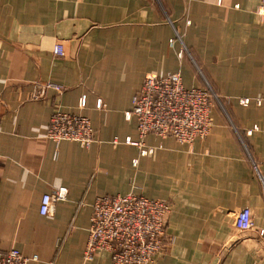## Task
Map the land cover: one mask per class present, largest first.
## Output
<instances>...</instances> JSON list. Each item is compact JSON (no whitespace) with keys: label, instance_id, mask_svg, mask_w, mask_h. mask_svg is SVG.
<instances>
[{"label":"crops","instance_id":"1","mask_svg":"<svg viewBox=\"0 0 264 264\" xmlns=\"http://www.w3.org/2000/svg\"><path fill=\"white\" fill-rule=\"evenodd\" d=\"M260 6L261 0H0V251L38 255L29 264H113L106 251L84 257L93 205L101 196L133 192L172 206L166 247L154 264H264V237L235 225L237 212L249 207L264 227ZM177 34L188 48L182 57ZM57 43L64 56L55 54ZM170 72H181L186 87L215 89L214 125L193 144L150 135L146 143L155 151L142 156L125 143L139 140L137 119L126 113L149 73ZM49 82L65 90L46 88ZM244 98L250 102L242 104ZM56 110L91 119L90 148L47 136ZM61 187L66 199L42 215L44 195Z\"/></svg>","mask_w":264,"mask_h":264},{"label":"built area","instance_id":"2","mask_svg":"<svg viewBox=\"0 0 264 264\" xmlns=\"http://www.w3.org/2000/svg\"><path fill=\"white\" fill-rule=\"evenodd\" d=\"M259 12H264L261 0ZM183 48L182 57L188 48L180 34L176 36ZM174 39L171 44H174ZM56 55L64 56L65 47L57 43ZM191 57V56H190ZM46 88L64 91L60 84L49 82ZM39 93L33 95L38 98ZM101 100L98 106H101ZM220 103L218 94L210 87H186L181 72L165 75L149 73L141 89L133 97V108L126 117H135L138 124L139 140L131 137L125 143L140 148L142 156L154 153L155 148L147 145L150 135L160 138L174 137L182 144H193L205 139L214 125L213 109ZM250 99H241L247 104ZM87 97L80 99L79 106L86 107ZM47 136L56 144L73 141L84 148H90L96 141L95 131L89 117L56 110L50 121ZM114 144L120 143L116 138ZM134 164L137 163L135 159ZM264 184V181H263ZM67 188L61 187L42 198L40 213L51 215L58 200L66 199ZM172 212L171 203L164 199H152L136 193L98 197L93 205L89 236L84 251L86 260H93L102 251L112 254L113 264H154L157 256L166 247L167 225ZM236 228L241 232L255 231L264 237V227L255 224L249 207L242 208L235 216ZM38 255L28 257L18 248L0 251V264H29L38 260Z\"/></svg>","mask_w":264,"mask_h":264},{"label":"rangeland","instance_id":"3","mask_svg":"<svg viewBox=\"0 0 264 264\" xmlns=\"http://www.w3.org/2000/svg\"><path fill=\"white\" fill-rule=\"evenodd\" d=\"M215 90V89H214Z\"/></svg>","mask_w":264,"mask_h":264}]
</instances>
